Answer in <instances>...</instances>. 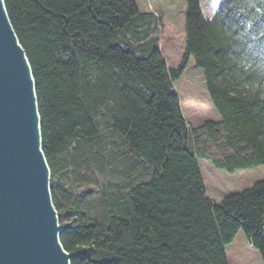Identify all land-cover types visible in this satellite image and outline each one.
Here are the masks:
<instances>
[{"label":"trees","instance_id":"1","mask_svg":"<svg viewBox=\"0 0 264 264\" xmlns=\"http://www.w3.org/2000/svg\"><path fill=\"white\" fill-rule=\"evenodd\" d=\"M36 82L71 264H230L243 230L264 259V179L221 202L199 159L264 165V0H186L169 68L161 18L135 0H4ZM194 57L221 118L191 126L174 81Z\"/></svg>","mask_w":264,"mask_h":264},{"label":"water","instance_id":"2","mask_svg":"<svg viewBox=\"0 0 264 264\" xmlns=\"http://www.w3.org/2000/svg\"><path fill=\"white\" fill-rule=\"evenodd\" d=\"M14 36L22 46L5 1L0 0V70L5 71L0 81V264H65L61 252L71 264L72 255L61 242L62 225L52 197L36 82L22 46L33 83L24 73L22 52ZM35 103L41 155L31 135Z\"/></svg>","mask_w":264,"mask_h":264},{"label":"rangeland","instance_id":"3","mask_svg":"<svg viewBox=\"0 0 264 264\" xmlns=\"http://www.w3.org/2000/svg\"><path fill=\"white\" fill-rule=\"evenodd\" d=\"M140 11H154L161 18L159 47L169 68H178L186 50V0H135ZM220 0H200L204 16L214 17ZM174 89L181 99L182 110L189 125L197 126L209 119H220L208 90L205 74L191 57L182 76L174 81ZM199 165L208 195L221 202L227 195L241 192L264 179V165L230 171L200 158ZM230 264H264L260 252L253 247L243 230L226 245Z\"/></svg>","mask_w":264,"mask_h":264},{"label":"bare ground","instance_id":"4","mask_svg":"<svg viewBox=\"0 0 264 264\" xmlns=\"http://www.w3.org/2000/svg\"><path fill=\"white\" fill-rule=\"evenodd\" d=\"M1 6H2V9L5 10L3 2H1ZM14 43H15L16 47L18 48V50L22 52V48H21L22 46L20 45V43L18 42V40L16 39L15 36H14ZM22 56H23L22 60L24 62L23 63L24 73H25L26 77L30 78V81L33 83V81H32L33 78H32V74L30 71V65H29L27 59L25 58V54H23V52H22ZM4 77H5V71L0 70V81H2ZM31 82H30V84H31ZM32 91H33V88H32ZM34 107L35 108H34L32 115H31V135H32V138L34 139L35 143L37 144V147L39 148L40 155H41L40 117H39V113H38L37 108H36V103L34 104ZM61 255H62L61 261L65 264H68L67 258L63 259V257L67 256L66 253L61 252Z\"/></svg>","mask_w":264,"mask_h":264}]
</instances>
